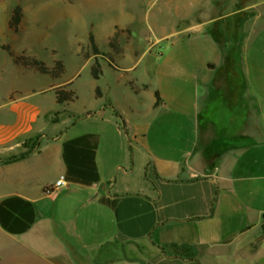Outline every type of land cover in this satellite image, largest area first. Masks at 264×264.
<instances>
[{
    "label": "crops",
    "instance_id": "crops-1",
    "mask_svg": "<svg viewBox=\"0 0 264 264\" xmlns=\"http://www.w3.org/2000/svg\"><path fill=\"white\" fill-rule=\"evenodd\" d=\"M72 1L55 13L76 20ZM106 1L114 16L66 36L81 62L61 59L24 15L18 32L0 27V264H264V0L245 20V72H218L220 53L195 76L191 112L135 74V2ZM21 56L62 69L41 74ZM106 69L115 86L100 85ZM222 88L232 106L223 130L201 119ZM56 91L74 98L58 103ZM164 129L182 131L168 140Z\"/></svg>",
    "mask_w": 264,
    "mask_h": 264
},
{
    "label": "rangeland",
    "instance_id": "rangeland-1",
    "mask_svg": "<svg viewBox=\"0 0 264 264\" xmlns=\"http://www.w3.org/2000/svg\"><path fill=\"white\" fill-rule=\"evenodd\" d=\"M60 1L63 0H24L21 3L15 0H0V27L9 23L12 10L18 4L24 11V28L48 35L49 37L42 43L49 46L59 45L56 50L61 59L66 60L69 57L81 62L83 55H76L73 48L67 46L66 36L70 31H76L78 36H82L89 22L93 25L105 23L115 15L113 4L106 0L72 1V9L77 16L76 20L75 18L72 20L63 14L55 13V7ZM134 2L136 19L131 25L130 35L136 50L142 55V62L135 74L146 83L144 85L154 83L163 94L169 92L172 95L175 92L180 94L182 98L180 105L185 111H192L196 92L195 76L208 62L218 63L220 53L223 58H228V63L218 66V72L221 74L245 72L248 52L242 45L247 35L244 30L245 20L257 14L255 10L259 8L257 5L259 1L130 0L127 4ZM259 31V27L254 30L255 34ZM115 37L117 38V35ZM217 42H220L219 47ZM39 51L43 59L50 55L42 49ZM112 65L114 64L111 63L109 66ZM80 75L79 83L89 79L88 69H83ZM114 78L106 69L100 85L105 88L106 83H117ZM118 81L121 82V79ZM113 89L120 92V83ZM83 92L82 102H87L89 95L85 88ZM206 105L207 110L202 113L201 119L210 120L218 129L223 130L232 111L230 93L226 88H222ZM199 108H201L200 103ZM175 120L181 123L187 122L179 116H176ZM181 131L164 129L161 136L163 139L173 140ZM134 153L136 173L140 170L139 167L141 168L140 178L134 180V185L137 186L144 182V177L138 152L134 151Z\"/></svg>",
    "mask_w": 264,
    "mask_h": 264
},
{
    "label": "trees",
    "instance_id": "trees-1",
    "mask_svg": "<svg viewBox=\"0 0 264 264\" xmlns=\"http://www.w3.org/2000/svg\"><path fill=\"white\" fill-rule=\"evenodd\" d=\"M16 2H21L22 0H15ZM23 18V11L20 5H16L11 13L10 21L8 23L9 29L13 32H18L21 27ZM91 42L93 43L92 35L90 36ZM16 62L34 68L41 74L50 75L52 77H57L60 70L62 69L61 65L56 64L54 68H48L43 63L35 61V60H27L24 57H16ZM92 76L96 79L100 75V69L97 67L95 70L94 66L91 67ZM56 98L58 103H67L71 102L74 98L73 93L71 92H64V91H56ZM157 104H155L156 106Z\"/></svg>",
    "mask_w": 264,
    "mask_h": 264
},
{
    "label": "built area",
    "instance_id": "built-area-1",
    "mask_svg": "<svg viewBox=\"0 0 264 264\" xmlns=\"http://www.w3.org/2000/svg\"><path fill=\"white\" fill-rule=\"evenodd\" d=\"M55 188L58 189L63 186V177H60L54 184Z\"/></svg>",
    "mask_w": 264,
    "mask_h": 264
}]
</instances>
